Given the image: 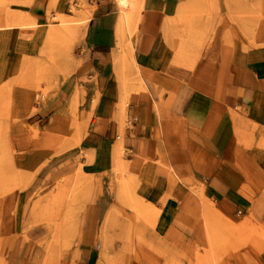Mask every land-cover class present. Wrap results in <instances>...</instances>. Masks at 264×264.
<instances>
[{
    "label": "crops",
    "instance_id": "obj_1",
    "mask_svg": "<svg viewBox=\"0 0 264 264\" xmlns=\"http://www.w3.org/2000/svg\"><path fill=\"white\" fill-rule=\"evenodd\" d=\"M89 4L83 44L88 79L83 86L88 109L97 96L90 123L93 166L101 172L121 164L126 176L143 178L139 189L152 217L150 223H137L136 261L184 262L181 248L197 223L190 211L195 200L213 212L244 218L254 201L264 198V60L253 63L227 47L208 53L188 75L172 71L162 29L173 15L174 0H140L126 12L117 0ZM45 10V0H35L27 12L43 20ZM43 36L37 30L20 41L19 53L36 56ZM11 54L0 52V85ZM116 58L122 66L128 62L136 67L145 81L124 99V112L118 89L124 78L116 76ZM101 214L104 207L87 211L78 256L62 263L102 261ZM94 215L96 223H89ZM260 245L256 239L252 247L258 263L264 264ZM24 247L19 233L2 238L0 264H20Z\"/></svg>",
    "mask_w": 264,
    "mask_h": 264
},
{
    "label": "rangeland",
    "instance_id": "obj_2",
    "mask_svg": "<svg viewBox=\"0 0 264 264\" xmlns=\"http://www.w3.org/2000/svg\"><path fill=\"white\" fill-rule=\"evenodd\" d=\"M73 1L57 0L49 12L50 0H45L43 20L34 17L32 29L35 30L31 37L24 36L19 27L0 26V52H12L7 75L0 85V241L13 233L21 234L25 247L20 264H39L55 229L48 223L36 224L37 217L30 214L32 207L38 202L45 203L79 169L74 192L79 230L69 241L71 256L65 257V249H60L54 262L47 264H64L61 261L76 259L80 228L86 222L87 211L97 206L104 207V215L100 216V239L102 251L104 243L109 245L104 248L110 250L108 264H142L136 261L135 229L138 222L150 223L149 203L139 187L131 185L125 190L121 186V180L128 178L123 165L101 172L93 166L90 123L97 96L88 109L87 91L83 86L88 79L89 59L83 47L84 30L76 34L69 31L82 21V12L89 18L90 4L89 0H81L76 5ZM174 1L173 15L186 13L192 17L197 30L188 39V49L180 59L173 54L168 41L164 42L172 53L168 56L170 70L179 69V73L188 75L208 53H218L227 47L246 54L253 63L264 60V0ZM4 5L15 17L17 10L29 8L11 0H5ZM52 29L63 33L62 39H56L45 54L38 53L31 60L22 59L23 64L14 69L16 58L22 55L18 51L20 41L31 39L35 31L41 30L43 42ZM66 35L70 37L67 39ZM64 49L69 52L70 66L62 71L60 53ZM27 63L34 66L28 68ZM135 69L127 62L118 68L116 76L124 78L126 83ZM124 81L118 87L119 107L123 112V101L128 97ZM76 119L80 124L78 132L70 124ZM123 152L121 148L118 153L122 156ZM196 204L198 209L192 207L194 210L190 211L197 223L181 248L185 261L176 264H260L252 245L258 239L264 249V198L255 200L244 218L216 212L208 214L209 206L198 200ZM111 214L118 218L122 228L119 230L117 226L116 230L106 233ZM96 218L89 216V223L95 224Z\"/></svg>",
    "mask_w": 264,
    "mask_h": 264
},
{
    "label": "bare ground",
    "instance_id": "obj_3",
    "mask_svg": "<svg viewBox=\"0 0 264 264\" xmlns=\"http://www.w3.org/2000/svg\"><path fill=\"white\" fill-rule=\"evenodd\" d=\"M15 4L29 6L31 5L35 0H11ZM57 0H50V3L47 7V11H51L53 8V5L56 3ZM140 0H117L118 7L121 12H126L131 10V8H135V6H138L136 4H139ZM5 0H0V26L4 24V26H16L22 29L24 36L31 37L32 32L35 29H32V25L34 24V17L27 11L17 10L16 13L18 14L17 17L12 15L11 13H8L7 6L4 5ZM83 19L78 23V26L74 30H69L70 33L76 34L79 30H84L88 17L85 13L82 12ZM87 17V18H84ZM2 17V18H1ZM4 20V21H3ZM4 22V23H3ZM67 30V32H68ZM197 29L195 28V25L193 24L192 17L188 16L186 13H180L177 12L172 16L167 17L166 21L164 22L163 29H162V36L163 41L167 44L171 45L173 47V54L176 56L177 59H180L182 56V53L184 54V51H186L187 48V41L192 36V33H194ZM133 35L136 39L138 36L137 28L132 29ZM73 34V35H74ZM63 33L61 34L60 31L57 30H50L46 37L44 38L41 48L39 50V54L43 55L49 48V46H53L56 39L61 38ZM195 36V34H193ZM70 37L69 35H66V38L68 39ZM66 40V39H65ZM70 43H67L66 45H69ZM69 53L67 50H62V53H60V59L62 61L61 69L64 71L65 69L69 68ZM31 60L34 57L25 56V55H18L16 58L13 68L16 69L18 66L23 64L22 59ZM116 68L121 67V62L118 58L114 60ZM28 68H31L34 66V63H27L26 64ZM145 81L141 74V72L138 69H135V72L132 73L131 77L128 80V88L126 89V93L130 94V92L133 89H138L144 87ZM35 96H38V93H35ZM78 94H76V97L78 98ZM72 126L75 127L76 131H79L80 124L79 121L76 119L74 122L70 123ZM69 127V126H68ZM73 129V128H72ZM75 131V132H76ZM121 166V164H118ZM145 173H147V169L144 170ZM79 174V169L75 170L72 174V177L70 181L67 183V185L61 186L59 189H56L57 191L55 194H53L48 200L45 201V203L38 202L37 204L32 207V210L30 214L37 217L35 223L36 224H44L48 223L51 224L54 229V235L50 236V240L47 244V248L44 252V255L40 261L39 264H47L48 262H54L53 258L56 257V254L60 249H65L66 253L64 254L65 257L71 256L69 255L71 252L68 251V246H72V243H70V239L73 234L78 231V225L76 221L75 215L78 214L77 207H74L75 199H74V192L77 186V178ZM129 179V180H126ZM132 180V183H131ZM143 181V178L140 179H134L132 177H128L121 180V186L125 188V190L130 189L131 185L134 188H138ZM197 200H195V203L192 205L195 209H198L196 206ZM194 208H191V211L194 210ZM208 214H211L213 211L208 209ZM256 212V211H255ZM254 212V213H255ZM253 212L251 211V214ZM224 221L227 220V218H223ZM118 226V229L121 230L122 224L118 221V218L111 214L110 217L107 220L106 223V233H108L109 230H116V227ZM78 229V230H77ZM109 246L108 243H104L103 247ZM102 251V261L99 264H108L110 263V256L109 251L104 250ZM61 250V251H62ZM70 252V253H69ZM52 257V260H51ZM73 259V258H72ZM37 264V263H36Z\"/></svg>",
    "mask_w": 264,
    "mask_h": 264
}]
</instances>
